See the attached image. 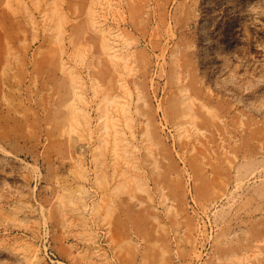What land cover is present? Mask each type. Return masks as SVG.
I'll list each match as a JSON object with an SVG mask.
<instances>
[{
	"label": "rangeland",
	"instance_id": "rangeland-1",
	"mask_svg": "<svg viewBox=\"0 0 264 264\" xmlns=\"http://www.w3.org/2000/svg\"><path fill=\"white\" fill-rule=\"evenodd\" d=\"M0 264H264V0H0Z\"/></svg>",
	"mask_w": 264,
	"mask_h": 264
},
{
	"label": "bare ground",
	"instance_id": "bare-ground-1",
	"mask_svg": "<svg viewBox=\"0 0 264 264\" xmlns=\"http://www.w3.org/2000/svg\"><path fill=\"white\" fill-rule=\"evenodd\" d=\"M234 43V39L232 38L231 40H230V42L228 43V46L229 45H232Z\"/></svg>",
	"mask_w": 264,
	"mask_h": 264
},
{
	"label": "built area",
	"instance_id": "built-area-1",
	"mask_svg": "<svg viewBox=\"0 0 264 264\" xmlns=\"http://www.w3.org/2000/svg\"><path fill=\"white\" fill-rule=\"evenodd\" d=\"M53 255V253H51Z\"/></svg>",
	"mask_w": 264,
	"mask_h": 264
}]
</instances>
